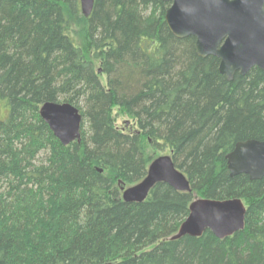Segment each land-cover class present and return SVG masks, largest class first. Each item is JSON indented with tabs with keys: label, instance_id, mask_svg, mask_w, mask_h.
<instances>
[{
	"label": "trees",
	"instance_id": "16d2710c",
	"mask_svg": "<svg viewBox=\"0 0 264 264\" xmlns=\"http://www.w3.org/2000/svg\"><path fill=\"white\" fill-rule=\"evenodd\" d=\"M169 6L94 0L85 19L79 0H0V264H264V179L230 177L225 160L264 141V71L227 82L170 33ZM45 103L78 110L80 143L54 138ZM114 108L136 129L119 130ZM146 143L190 193L157 184L122 201L146 176ZM195 198L240 200L244 229L172 240Z\"/></svg>",
	"mask_w": 264,
	"mask_h": 264
},
{
	"label": "water",
	"instance_id": "95a60500",
	"mask_svg": "<svg viewBox=\"0 0 264 264\" xmlns=\"http://www.w3.org/2000/svg\"><path fill=\"white\" fill-rule=\"evenodd\" d=\"M170 3L165 23L178 40L195 39V52L201 58L219 60L218 72L227 82L236 73L264 71V0H159ZM85 19L92 14L94 0H79ZM100 73V71H98ZM40 118L62 145L80 143L81 116L70 104L45 103ZM230 177L246 175L251 181L264 179V141L248 140L235 144L225 156ZM101 172V171H100ZM157 184L177 192L190 193L187 178L175 168L170 156H160L148 166L138 184L121 188L124 203H142ZM246 210L238 199L224 201L198 199L172 240L200 237L210 231L222 240L244 229Z\"/></svg>",
	"mask_w": 264,
	"mask_h": 264
},
{
	"label": "rangeland",
	"instance_id": "374dc122",
	"mask_svg": "<svg viewBox=\"0 0 264 264\" xmlns=\"http://www.w3.org/2000/svg\"><path fill=\"white\" fill-rule=\"evenodd\" d=\"M154 13L155 12H153L152 15ZM80 17H83L81 12H80ZM74 39L77 43H79L82 40V34H81V30L79 28H75V30H74ZM101 80L103 83H105L103 76H101ZM112 118H113L115 126L121 131H132V130L136 129L134 122L132 120H130L129 118H127L126 116H124L119 111V109H117V108H114L112 110ZM144 146H145L146 154L151 157L150 163L154 159H156L160 156H170V154L168 152H166V151L160 152V151L156 150L154 147H152L151 144H149V143H146ZM195 200H198V198H195Z\"/></svg>",
	"mask_w": 264,
	"mask_h": 264
},
{
	"label": "bare ground",
	"instance_id": "6f19581e",
	"mask_svg": "<svg viewBox=\"0 0 264 264\" xmlns=\"http://www.w3.org/2000/svg\"><path fill=\"white\" fill-rule=\"evenodd\" d=\"M185 220H186V219H185ZM185 220H184V221H185ZM178 230H179V229H178ZM176 234H177V233H176Z\"/></svg>",
	"mask_w": 264,
	"mask_h": 264
}]
</instances>
